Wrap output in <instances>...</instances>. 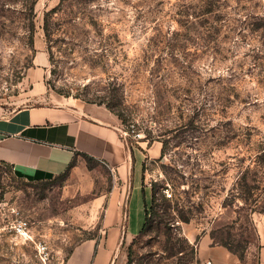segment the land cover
<instances>
[{
  "label": "rangeland",
  "instance_id": "374dc122",
  "mask_svg": "<svg viewBox=\"0 0 264 264\" xmlns=\"http://www.w3.org/2000/svg\"><path fill=\"white\" fill-rule=\"evenodd\" d=\"M107 107L142 138L145 187L115 264H201L196 234L244 257L264 231V0H0V116ZM112 170L79 156L24 181L0 163V264H52L101 234ZM155 198L152 201V193ZM137 201V202H135ZM149 226L140 232L146 206ZM15 211L28 235L8 230Z\"/></svg>",
  "mask_w": 264,
  "mask_h": 264
},
{
  "label": "crops",
  "instance_id": "0c3cea01",
  "mask_svg": "<svg viewBox=\"0 0 264 264\" xmlns=\"http://www.w3.org/2000/svg\"><path fill=\"white\" fill-rule=\"evenodd\" d=\"M84 154L109 167L116 183L107 198L101 234L73 247L64 264H115L123 240L138 234L130 230V210L132 198L138 199V190L145 187L146 157L125 142L118 116L103 105L82 101L30 105L0 116V163L9 165L18 179L54 178ZM196 238L188 236L190 242ZM196 257L201 264H264V231L244 257L204 235Z\"/></svg>",
  "mask_w": 264,
  "mask_h": 264
},
{
  "label": "built area",
  "instance_id": "2783aa9c",
  "mask_svg": "<svg viewBox=\"0 0 264 264\" xmlns=\"http://www.w3.org/2000/svg\"><path fill=\"white\" fill-rule=\"evenodd\" d=\"M128 137H132L135 140H139L142 138L141 133L137 132L135 129V126H132V129L129 131L123 130V138L125 139V142L128 144ZM14 218L11 222V224L8 226V230L10 232L15 233L19 236H26L28 235L29 228H30V222L28 218H26L23 214H21L19 211H15ZM37 250V258L40 262V264H52V250L50 248L49 243L46 240H41L36 245Z\"/></svg>",
  "mask_w": 264,
  "mask_h": 264
},
{
  "label": "trees",
  "instance_id": "16d2710c",
  "mask_svg": "<svg viewBox=\"0 0 264 264\" xmlns=\"http://www.w3.org/2000/svg\"><path fill=\"white\" fill-rule=\"evenodd\" d=\"M84 156L85 157H87V158H89V159H94V158H92V157H90L89 155H87V154H84ZM154 198H155V194H154V192L152 193V201L154 200ZM152 209V205L150 206V207H147L146 206V215H145V222H144V225H143V227H142V229H141V231L140 232H145L146 230H147V228H148V226H149V221H150V219H149V214H150V210ZM199 237H197L196 238V243L199 241ZM197 245V244H196ZM223 245H225L226 247H228L226 244H223ZM229 248V247H228Z\"/></svg>",
  "mask_w": 264,
  "mask_h": 264
}]
</instances>
